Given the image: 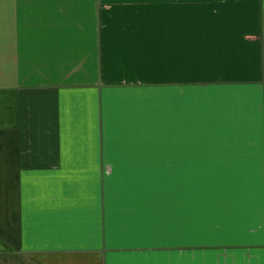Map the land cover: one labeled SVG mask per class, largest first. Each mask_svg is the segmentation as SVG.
<instances>
[{
  "label": "crops",
  "instance_id": "0c3cea01",
  "mask_svg": "<svg viewBox=\"0 0 264 264\" xmlns=\"http://www.w3.org/2000/svg\"><path fill=\"white\" fill-rule=\"evenodd\" d=\"M0 264H264V0H0Z\"/></svg>",
  "mask_w": 264,
  "mask_h": 264
},
{
  "label": "rangeland",
  "instance_id": "374dc122",
  "mask_svg": "<svg viewBox=\"0 0 264 264\" xmlns=\"http://www.w3.org/2000/svg\"><path fill=\"white\" fill-rule=\"evenodd\" d=\"M106 31V29H102V32Z\"/></svg>",
  "mask_w": 264,
  "mask_h": 264
}]
</instances>
